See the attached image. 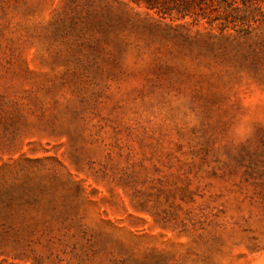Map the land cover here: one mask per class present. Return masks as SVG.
<instances>
[{
  "label": "rangeland",
  "instance_id": "1",
  "mask_svg": "<svg viewBox=\"0 0 264 264\" xmlns=\"http://www.w3.org/2000/svg\"><path fill=\"white\" fill-rule=\"evenodd\" d=\"M202 8L0 0V264H264V0Z\"/></svg>",
  "mask_w": 264,
  "mask_h": 264
},
{
  "label": "trees",
  "instance_id": "2",
  "mask_svg": "<svg viewBox=\"0 0 264 264\" xmlns=\"http://www.w3.org/2000/svg\"><path fill=\"white\" fill-rule=\"evenodd\" d=\"M138 5L143 4L149 10H156L158 13L162 14H172L176 12L180 14L182 18L194 13L193 10L196 7L202 11V4L206 0H133ZM213 2V0H210ZM227 3V0H224ZM231 7L233 4H227Z\"/></svg>",
  "mask_w": 264,
  "mask_h": 264
}]
</instances>
